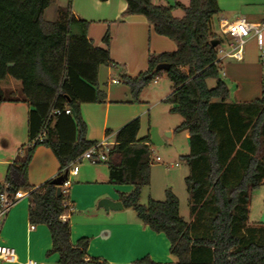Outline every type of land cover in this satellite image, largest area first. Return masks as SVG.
Masks as SVG:
<instances>
[{"label":"trees","instance_id":"trees-1","mask_svg":"<svg viewBox=\"0 0 264 264\" xmlns=\"http://www.w3.org/2000/svg\"><path fill=\"white\" fill-rule=\"evenodd\" d=\"M54 1L0 0V82L8 76L21 81L23 99L31 107L28 142L9 165L4 182L10 183L9 192L29 191L30 222L47 225L53 243L49 252L58 253L60 264H106L88 257L89 238L72 242L71 223L61 219L72 212L70 195L62 191L58 196L53 181L69 175L71 163L97 143L86 137L81 104L106 100L99 69L117 64L110 55V34L104 37L105 47L94 46L88 36L90 22L75 16L72 0L58 8L55 21H47L44 13ZM126 2L125 15L145 16L156 33L177 43L175 51L150 54L148 69L137 77L122 79L138 101L143 88L166 71L157 65L171 64L166 73L172 91L164 101L183 118L176 130L190 133V151L181 159L189 167L185 183L194 221L181 215L179 197L171 189L164 200L150 197L141 204L142 190L151 183L153 158L150 136L138 138L139 118L116 134L106 162L110 183L133 186L120 193L121 202L153 231L166 235L176 264H264V224L248 223L251 194L264 184V91L250 102L228 101L218 46L211 43H221L213 31L221 11L218 0H190L188 6ZM176 7L184 10L182 17L174 16ZM208 79H215L216 85L209 87ZM5 100L0 87V104ZM57 109L63 113L52 115ZM41 145L53 151L60 167L55 177L33 187L28 170ZM136 264L166 263L146 256Z\"/></svg>","mask_w":264,"mask_h":264},{"label":"crops","instance_id":"crops-1","mask_svg":"<svg viewBox=\"0 0 264 264\" xmlns=\"http://www.w3.org/2000/svg\"><path fill=\"white\" fill-rule=\"evenodd\" d=\"M153 2L170 6H175L177 3L185 6L190 4V0H153ZM68 3L69 0H55L46 9L44 18L47 21H55L58 8L67 6ZM218 4L221 10L215 16L218 21L222 18L230 20L226 13L236 10H244L245 13L242 16L237 15L234 19L242 17L251 23L264 21V0H218ZM72 9L76 17L90 22L88 36L94 46L105 47L104 37L107 33L110 34V55L117 64L115 67L101 65L99 69V88L106 93V100L102 103L81 104L82 116L87 124V139L96 142L107 141L108 145L113 147L118 130L133 119L139 118L141 127L138 138L149 135L153 140V135L157 133L159 127L158 124L153 125L150 112L159 101L165 102L172 88L168 95L152 105L145 103L140 97L135 101L129 85L117 76L137 77L148 69L150 54L175 51L177 43L156 33L145 16L125 15L126 0H72ZM177 11L184 12L182 8L176 7L173 10L175 17ZM47 14L51 17L47 18ZM214 21L213 31H215ZM219 46L221 47L222 43ZM232 48L233 41H230L229 49L225 52L231 51ZM243 52L244 58L240 64L251 65L255 69L254 77L259 84L262 70L254 34L246 39ZM225 54L223 57H228ZM222 60L223 58L219 57L220 69ZM0 87L6 97V100L0 104L1 186L6 179L9 165L28 142V116L31 107L23 99L21 81L8 76L0 82ZM228 101L248 102L236 101V96L235 100L230 96ZM163 126L164 133L173 138L176 128L170 123ZM107 131L110 133L107 134ZM183 132L189 144L190 133ZM158 162L167 165L162 157ZM59 167L60 163L49 147L44 145L37 147L28 170L29 183L33 187H38L55 177ZM71 178L68 192L73 210L67 217L71 223V239L73 243L83 237L90 239L88 257L100 258L106 264H136L138 260L149 256L157 262L176 264L177 257L170 252V242L164 233L153 231L138 218L136 213L131 214L125 207L109 212L99 207L101 199L119 201L121 192H129L133 189L132 185L110 183L109 167L106 162L93 163L83 160L79 165L78 174L71 175ZM24 192V196L11 209L1 233L2 243L16 248L19 261L16 263L0 261V264H23L28 258L35 259L40 264H60L58 253L49 252L53 243L47 225L37 224L35 228H31L33 224L29 219V191ZM182 216L185 218L184 215ZM185 220L194 221L190 205L188 218ZM248 223L249 225L264 224V184L251 194Z\"/></svg>","mask_w":264,"mask_h":264},{"label":"rangeland","instance_id":"rangeland-1","mask_svg":"<svg viewBox=\"0 0 264 264\" xmlns=\"http://www.w3.org/2000/svg\"><path fill=\"white\" fill-rule=\"evenodd\" d=\"M243 13H245L244 10H236L235 12L226 13V16L232 20L237 15H244ZM175 15L181 17L184 15V12L177 11ZM46 17H51V15L47 14ZM214 28L215 34L221 39V48L225 52L229 49V42L233 41V39L230 36L220 33L219 21L216 17ZM224 52H219V57L223 58L220 73L230 89L231 98L235 100L236 96V101L247 100L248 102L261 98L264 91L263 82L261 79L258 84L255 80V69H253L251 65H241L240 61L236 59L223 57ZM117 78L122 80L121 76H117ZM122 82L125 83L123 80ZM207 83L209 87H214L216 85L215 79H208ZM171 88L172 82L166 71H162V74L156 80L143 88L140 99L145 101V103L153 105L158 102V100L162 99V97L168 95ZM170 109L171 104L163 101L160 103L159 101V104L150 112L153 125L158 124L159 129L156 130L157 133L153 135V140L150 137L153 158L151 183L143 188L140 201L141 204H147L150 197L156 200H164L166 197V190L171 189L179 197L181 215H184L187 219L190 194L187 190L185 178L188 175L189 169L187 164L182 161L181 157L189 153L190 147L183 131H176L173 138H170L164 133L163 125L170 123V125L176 128L182 121V116L171 112ZM158 155L163 158L167 165L163 164L164 162L156 161V156ZM69 179L70 182H72L71 176ZM126 209L131 212V214L136 213L132 208Z\"/></svg>","mask_w":264,"mask_h":264},{"label":"built area","instance_id":"built-area-1","mask_svg":"<svg viewBox=\"0 0 264 264\" xmlns=\"http://www.w3.org/2000/svg\"><path fill=\"white\" fill-rule=\"evenodd\" d=\"M219 29L222 35L230 36L233 39V48L229 52H224L222 48L218 45V53L224 52V54L230 58L242 61L244 58L243 48L246 39L254 34L256 36L258 48H259V63L262 68V82L264 87V21L258 23L248 22L245 18H236L234 20H228L222 18L219 21ZM118 82V80H113ZM66 114H71V109L64 110ZM63 110H54L52 115H60ZM46 130L44 129L38 136V139L42 140L45 135ZM107 141H101L94 144L88 150H86L82 155L75 159L70 166V171L67 180L61 186L63 192L68 193L70 187L71 175H77L79 172V163L83 160H89L93 163L107 162L108 153L111 147L108 145ZM161 157L157 156L156 161H160ZM11 187L10 183L3 182V188L0 190V261L16 263L19 261L18 252L15 247L2 243L1 233L3 225L11 211V209L16 205V203L24 196L25 190L19 189L15 192H9ZM73 208H71V211ZM68 215H63L61 219L66 221ZM31 228H35L32 225ZM23 264H40L37 260L28 258Z\"/></svg>","mask_w":264,"mask_h":264},{"label":"water","instance_id":"water-1","mask_svg":"<svg viewBox=\"0 0 264 264\" xmlns=\"http://www.w3.org/2000/svg\"><path fill=\"white\" fill-rule=\"evenodd\" d=\"M211 43L214 47H216L220 44V41L218 39H214V40H212ZM170 67H171V64H169V63H160L157 65L158 70L168 71L170 69ZM67 178H68V172H66L63 176H60L53 181L56 185H58V188H57L58 196L61 195V192H62L61 186L67 180ZM99 207H102L106 211L109 212L111 210H114V211L121 210L124 208V205L121 202V200L115 201V200H111L109 198H103L99 202Z\"/></svg>","mask_w":264,"mask_h":264}]
</instances>
